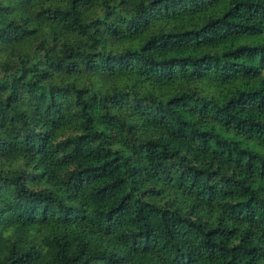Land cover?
Returning <instances> with one entry per match:
<instances>
[{"label":"trees","instance_id":"trees-1","mask_svg":"<svg viewBox=\"0 0 264 264\" xmlns=\"http://www.w3.org/2000/svg\"><path fill=\"white\" fill-rule=\"evenodd\" d=\"M0 264H264V0H0Z\"/></svg>","mask_w":264,"mask_h":264}]
</instances>
